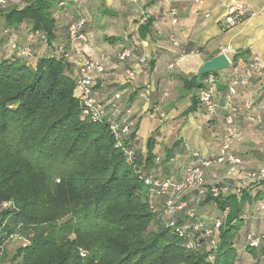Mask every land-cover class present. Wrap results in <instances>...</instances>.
<instances>
[{"label":"trees","instance_id":"16d2710c","mask_svg":"<svg viewBox=\"0 0 264 264\" xmlns=\"http://www.w3.org/2000/svg\"><path fill=\"white\" fill-rule=\"evenodd\" d=\"M87 2L77 7L74 0H43L36 8L33 0H6L0 7V245L1 238L12 233L26 241L11 264H264V241L251 248L246 240L263 232L264 222L259 230L251 228L244 210L256 203L252 212L261 211L258 187H264V181H243L242 172L224 179L226 167L211 164L204 169L206 185L227 190L217 196L209 189L202 195L183 194L178 203L184 207L170 214L168 194L148 193L145 179L180 181L198 162L189 165L178 142L159 161L153 136L141 152L137 122L127 115L130 94L106 83L105 52L96 57L104 56V71L95 78L93 97L105 106L106 116L102 122L82 116L75 89L78 71L68 55V28L83 17L93 39ZM151 24L146 18L138 26L139 40L150 33ZM102 40L119 43L111 56L118 65L127 67L133 55L135 61L143 55L130 37L105 35ZM12 43L17 49L29 48L30 56L12 53ZM125 49L129 56L119 60ZM101 79L102 101L96 99ZM180 81L191 94L188 115L197 109L203 85L197 84L196 74ZM116 94L119 99L107 104ZM150 111L159 117L162 113L157 106ZM128 122L134 126L125 134ZM211 172L221 173L220 178L209 182ZM176 174L178 179L173 178ZM4 202H12L16 211L2 208ZM209 205L218 211L213 219L202 213ZM216 218L223 222L211 236L194 230L197 222L206 228ZM5 257L4 246L0 264H9Z\"/></svg>","mask_w":264,"mask_h":264},{"label":"crops","instance_id":"0c3cea01","mask_svg":"<svg viewBox=\"0 0 264 264\" xmlns=\"http://www.w3.org/2000/svg\"><path fill=\"white\" fill-rule=\"evenodd\" d=\"M86 4L90 26L94 29L93 39L88 43L89 54L96 58L105 52L106 83H115L130 94L126 98L131 102L127 115L137 122L136 140L141 152H145L146 140L153 136L154 154L159 161L174 142L179 143V150L186 154L189 165L216 157L228 111L223 96L229 76L245 68L254 56L264 61V0H137L134 4L125 0H88ZM234 4L244 5L254 14L223 31L220 22L228 7ZM171 6L176 9L175 25L169 14ZM146 18L152 20L151 31L139 40L138 26ZM105 35L130 37L139 45V53L147 58L148 67L137 66L134 55L133 64L127 67L116 64L111 56L119 43L104 42ZM182 52L187 54L185 61L169 69ZM220 53L227 56L230 66L217 74L219 109L210 114L198 105L194 112L185 115L191 94L183 91L180 78L195 75L203 62ZM127 70L135 71V80H127ZM102 81L96 85V99L101 101L105 98V94H100ZM248 101L253 102V110L244 109ZM234 102L239 109L234 123L241 139L232 146V151L242 159L244 170H255L264 164V134H259L247 117L260 116L264 120V72L249 80L245 88H238ZM151 106H157L164 117L152 113ZM220 174L208 173L207 179L212 182ZM179 177V174L173 176ZM258 190L264 203V187ZM257 206L256 203L246 205L244 210L248 212L251 228L259 230L263 226L264 210L252 212ZM202 213L210 219L218 215L212 205Z\"/></svg>","mask_w":264,"mask_h":264},{"label":"built area","instance_id":"2783aa9c","mask_svg":"<svg viewBox=\"0 0 264 264\" xmlns=\"http://www.w3.org/2000/svg\"><path fill=\"white\" fill-rule=\"evenodd\" d=\"M79 7L86 0H74ZM128 3H136L137 0H125ZM6 0H0V7L5 4ZM169 14L172 18L171 23L175 25L177 23L176 9L174 7L169 8ZM254 13L250 11L244 5L234 4L228 7L226 16L221 20V29L223 31L230 29L231 27L242 22ZM91 39L90 33L86 29V20L83 17H79L68 28V44H69V57L78 71V78L75 84L78 100L80 103V110L83 117L89 119L92 122H102L105 118V106L97 102L93 97V87L95 85V78L104 71L103 60L104 56L101 55L98 58H94L89 54V41ZM10 51L17 52V55L22 58L30 56L29 48L17 49L15 43H12ZM61 52V50L59 51ZM130 54L129 49H125L119 55V60H123ZM187 58V54L184 52L179 55L176 62L168 66L169 69H173L175 66L183 63ZM147 59L144 55L140 56L137 60V66H147ZM264 72V61L257 56L252 57L245 68L239 72H233L229 76V83L226 94L223 96V100L227 114L224 117V129L221 139V145L218 155L213 159H203L198 161V164L187 168L180 181L173 179H165L162 181L147 178L144 180L145 186L148 188V193L156 191L157 193L168 194L169 198L166 201L167 212L174 213L184 207L183 203H178L183 194L196 191L199 195L204 194L208 189L214 195L223 193L227 190V187L219 189V187H209L204 180V169L211 164L224 165L226 167V174L224 179L234 178L239 172L243 173V181H247L253 184H259L264 181V164L255 170H244L242 159L235 156L232 151V146L237 143L241 138L234 123V115L239 111L238 106L235 104L234 99L237 95L238 88H245L248 85L249 80L262 75ZM126 78L129 81H133L136 78L135 71H128ZM217 84L218 78L214 73H208L202 78V88L197 92V98L199 105L202 106L208 113L215 114L219 109L217 100ZM120 95L116 94L111 101L107 104H112V101L119 99ZM253 102L248 101L244 103L245 110H253ZM158 109H154L155 113H158ZM163 117V113L160 114ZM247 120L256 126L259 134H264V120L260 116L250 115ZM134 126L133 122L123 128V132L128 133ZM128 160H132V153L128 150L123 151ZM197 156V155H195ZM176 202L178 205H176ZM2 208H6L16 211V208L12 202H4L1 204ZM260 209L264 210V205H260ZM227 210L223 213V217L226 215ZM193 212H188L189 217H193ZM223 218H216L212 222V226L204 228L202 222H197L194 230L202 229L205 237L211 236L222 224ZM251 248H256L260 243L264 241V231L257 235L249 234L246 238ZM25 239L20 237L18 233H12L5 238H1L0 256L5 244L14 243L25 245Z\"/></svg>","mask_w":264,"mask_h":264},{"label":"water","instance_id":"95a60500","mask_svg":"<svg viewBox=\"0 0 264 264\" xmlns=\"http://www.w3.org/2000/svg\"><path fill=\"white\" fill-rule=\"evenodd\" d=\"M34 6L37 8L40 6L43 0H33ZM230 66V61L224 53L217 54L210 59L203 62V64L198 68L196 73L197 84L202 83V78L208 73H217L219 71L228 69Z\"/></svg>","mask_w":264,"mask_h":264},{"label":"rangeland","instance_id":"374dc122","mask_svg":"<svg viewBox=\"0 0 264 264\" xmlns=\"http://www.w3.org/2000/svg\"><path fill=\"white\" fill-rule=\"evenodd\" d=\"M18 5H19V2H18ZM220 177V176H219ZM21 245L20 244H14V243H8V244H5V254H6V257L4 258L5 262H9V264H11L12 262V257L14 256L16 250L18 247H20Z\"/></svg>","mask_w":264,"mask_h":264}]
</instances>
